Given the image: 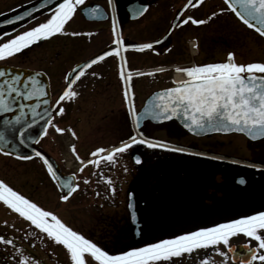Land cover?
I'll use <instances>...</instances> for the list:
<instances>
[{"label": "flooded vegetation", "instance_id": "af4514ba", "mask_svg": "<svg viewBox=\"0 0 264 264\" xmlns=\"http://www.w3.org/2000/svg\"><path fill=\"white\" fill-rule=\"evenodd\" d=\"M36 1L25 0L11 8L2 10L0 11V18L8 16ZM58 2L59 0L53 2L46 8L20 22L0 27V43L12 38V36L19 34L21 31L35 26L37 23L44 22L50 16V9H54ZM187 2L188 0H112V6H110L108 0H85V3L77 8L73 18L66 24L63 33L44 38L22 50L20 53L14 54L12 57L0 60V65L2 66L44 73L49 84L51 104H53L66 86L67 82L64 80V76L70 75L71 70L77 64L86 63L96 55L102 54L104 51H110L113 47H116L113 44L114 19L116 22V32L126 45L157 41L164 37L173 22L174 25H177L173 26L171 33L167 35L162 43L153 45L154 50L122 49L120 55L110 54L104 60L92 65L86 70L85 75L77 80L74 85V90L79 94L78 97L73 100H65L61 103V106L65 108L63 114H56L58 108L53 110L52 118L57 126L62 127L61 125L64 122V124H68L67 126L75 128L82 137L83 141L80 150L83 156L77 169L71 170L65 168L61 161L58 143L56 147L55 141L51 140L57 151L49 144L51 135H55L58 138L59 134L55 130H52V128H49L46 136L39 137V143H36L37 145L40 144L38 147L43 152L57 162L60 172L64 177L75 173L76 179L74 183L79 184V189L68 201L60 200V195L66 194V191L54 183L43 162L38 158L43 165L40 169V182L38 184H27V186L29 185V190L27 189V191H29V195L34 196L36 191L39 190V198H27L45 210L52 211L68 226L80 231L87 238L92 239L102 247H104L102 239L106 238L105 235L110 234V224L105 222L106 224L101 223V225H96L98 219L93 214L95 206H109L111 200H114V207L116 206V201H120L121 203L124 201L126 205L128 192L132 190L116 181V178L113 185L114 178H109L110 171L108 169L110 168L96 167L95 164L86 163V161L95 158L88 151L92 146L91 143L85 140L88 129H90L92 124H95L94 117L99 113L101 117L97 119L105 126L104 133H108L109 137L118 134L117 137H112L113 140L110 138L113 142L102 147L105 149V153L101 155H104L112 147L118 146L122 141H126L132 133L131 117L128 105L124 99L125 90H130L129 96L133 100L136 110H138L145 99L139 97L143 89L140 80L143 77L152 79L158 72L152 75H148L147 73L155 68L166 69V75L175 71L173 65L158 66L160 59L175 54L173 49L176 42L173 36L175 32L179 31L182 34L183 31L186 32L189 29L204 30L207 25L212 24L213 20H222L220 18L223 15H227L228 18L230 17L232 20L235 19L239 22L233 12L227 9V5L223 0H202L200 5L184 8L183 6ZM97 5L103 10V15L92 16L90 13H87L86 18L81 13L84 7L92 8ZM145 5L147 6V10L137 16L135 10ZM221 8L225 9L222 13L219 12ZM213 12H217L218 14L209 20L208 17ZM188 16H192L194 19L205 20L206 23L201 25L191 22L186 24L178 23L181 17L187 18ZM73 32L78 33V35H72L71 33ZM194 42L197 46L200 43L199 40L197 42L194 40ZM35 50L36 52L40 51L41 55L32 61L31 59L35 57L32 56V53ZM197 53L196 47L195 55ZM121 57H124L126 60L125 75L129 71L133 73L131 80L126 81L121 78ZM137 72L144 73V75H136ZM131 94L134 96L132 97ZM100 110H106L107 112L100 115ZM125 124L130 127L129 133L120 135L121 131H123L121 125L124 127ZM65 129L70 128L65 127ZM140 132L143 133L144 137L154 142L159 143L163 141L157 137H149L144 133L142 127L140 128ZM67 133L71 136L73 145L76 148L78 139L72 135V130L67 131ZM169 143L174 144V142ZM143 146L146 145L136 144L125 152L126 158H130L131 161L133 154L140 156V163L136 167L140 166L143 161ZM179 146L172 145L171 148H186L190 150L188 152L174 151V153H178L181 157L191 156L193 160L191 164L189 163L190 168L186 169L187 166H185L177 170V168L170 167L167 172L163 174L159 173L158 176L154 171L163 170V168L151 167L149 168L151 177H146L147 173H142V167L138 168L141 172L137 171L138 173H136L138 175L135 180V189L132 191L137 219L141 223V234L137 240L138 242L142 239L145 228L144 224L154 225L163 223L164 221L160 222L161 218L164 219L166 217L169 219L172 217L174 219L173 224L171 227L166 226L170 229L174 228V231H181V228L185 226L188 227L187 231H192L199 227H208L215 223L223 222V220L227 221L238 218L241 215L253 214L258 211L262 203L264 204L263 166L256 167L254 162H243L240 160L242 158L240 156H234L217 150L207 151L199 145L187 146L179 144ZM0 154L5 155L1 152ZM74 156L76 158L75 154ZM14 158L19 162L25 161L17 157ZM209 159L219 164V166L217 164L213 167L208 166L206 161ZM81 161L85 162L83 171L79 170ZM223 162H230L241 167L229 173V178L226 181H224L222 173ZM262 162L258 161L255 163L261 164ZM190 173L192 177L188 176ZM203 174L206 175L205 178L201 177ZM216 176H219L220 180H216ZM237 176H241L240 180L243 179L244 183L237 182ZM85 178L89 181L87 184L84 183ZM109 179L111 180V185L107 183ZM110 188H115V192L110 191ZM143 188H145L144 191ZM158 195H162L163 197L159 198ZM158 206L161 209H158ZM61 214L66 216V220L63 219L64 217H61ZM81 215L90 217V222L79 227L77 224L68 221L69 218H78ZM0 216L2 217V215ZM103 220L107 221V216H103L98 223ZM193 224L195 226L189 228ZM99 228L101 229L99 230ZM126 233L127 231L124 232V234ZM26 234L27 238H25ZM0 235L14 241V245L0 242V264H19L21 254L30 257L31 260L38 262V264H70L68 254L64 252L63 246L51 241L47 238L46 234L41 233L24 218L21 222H17L15 226L10 228V231L1 230L0 228ZM246 239L232 241L231 244L240 248L246 242ZM252 244L255 245L254 243ZM17 248L21 251L17 252ZM104 248L108 250L106 247ZM29 264H31V261H29ZM228 264H232V262L229 260ZM254 264H259V262Z\"/></svg>", "mask_w": 264, "mask_h": 264}, {"label": "snow or ice", "instance_id": "6c2138e0", "mask_svg": "<svg viewBox=\"0 0 264 264\" xmlns=\"http://www.w3.org/2000/svg\"><path fill=\"white\" fill-rule=\"evenodd\" d=\"M108 2L112 6V0H108ZM224 2L227 9L231 10L243 25L253 29L260 37H264V0H224ZM84 3L85 0H59L55 8L50 9V16L44 22L37 23L35 26L0 43V60L20 53L37 41L49 38L54 34L63 33L66 24L73 18L77 8ZM201 3L202 0H194V2L188 0L183 7H195ZM85 10L92 16L103 15V10L99 5ZM146 10L147 6H142L135 10V14L139 16ZM224 11V8L219 9L221 13ZM217 14V12L211 13L208 19L210 20ZM28 15V12L24 13V16ZM13 19L18 21L21 17L15 16ZM188 22L196 25L206 23L205 20L194 19L192 16L181 17L178 23L186 24ZM3 23H11V21L6 20ZM113 33V44L116 47L96 55L86 63L77 64L71 70L70 75H65L66 86L55 104L49 105L48 100L40 99L47 95L45 86L37 79L38 76L42 75L41 73L28 75L21 84V74H13L9 78H5L7 72L4 68H0V78H5L0 80V112L11 111V102L17 98L23 100L37 99L35 104H19L20 113L13 117V121L19 123L24 116L25 107L34 117L31 124L25 121L23 127L19 129L22 134V138L19 140L21 145L25 143V139L28 141L35 139L36 143H39L36 136L28 134L25 137L23 135L26 130L31 129L32 125H36L38 120L45 121L37 132L38 137L46 136L49 128H53L56 133L71 131V129L57 126L49 109L58 108L57 115L64 113L65 108L61 106V103L78 97L79 94L74 90V85L92 65L104 60L110 54L120 55L122 49L154 50L153 44L160 43L157 40L152 43L126 45L116 32L115 19L113 20ZM71 34L78 35L75 32ZM196 47L197 45L193 43V48ZM121 60V78L126 81L131 80L133 73L129 71L125 75L126 60L124 57H121ZM165 70L164 68H155L147 74L152 75L155 72ZM175 71L183 73L186 78L174 81V87L154 93L141 113L137 112L134 102L129 96L130 90H125L124 99L137 131L126 141L112 147L104 155H101L105 153L104 148H96L90 153L95 159L86 161L87 164L99 165L101 161L111 163L118 154L127 152L136 144H144L149 148L165 147L177 152L190 151L186 148H171L170 145L163 142L157 143L144 137L143 133L138 130L145 117H150L153 120H168L179 116L185 120L184 127L196 134L237 131L246 133L252 139L264 138V62H237L235 53L229 51L226 60L222 62L194 64L185 67L177 66ZM93 74L95 75V73ZM136 75H144V73L137 72ZM41 105H45V107L42 112H38L37 108ZM6 123L11 122L6 120ZM72 135L75 136V132H72ZM0 141H3L4 145L8 143L4 140L3 133H0ZM71 150L73 154H76L74 145L71 146ZM0 151H4L3 146H0ZM31 151L32 155H23L19 152L15 154L20 160H31L33 156L40 158L50 177L56 181L57 186L66 191V194L60 195V200L68 201L79 189V184L74 183L75 173L62 178L48 157L34 147ZM4 154L10 155L12 153L4 151ZM76 159L80 160L81 158L76 155ZM140 160V156L135 157L137 163H140ZM84 164L85 162L81 161L80 171H83ZM256 167H262V165H256ZM88 182V179L85 178L84 183L87 184ZM107 183L111 185V180H107ZM240 183H244V180L241 179ZM110 191L115 192V188H110ZM0 202L30 222L41 233L46 234L51 241L62 245L66 249L70 264H175V260L183 261L185 257L194 253L198 254L200 264H215V261L209 258L207 251L209 249L223 258L222 264H228L229 260L232 261V264H254V262L264 264V211L241 215L225 222L215 223L208 227H199L192 231H184L178 235L157 239L139 247H129L127 250L110 254L97 242L68 226L52 211L45 210L31 199L15 191L2 179H0ZM240 234L247 239L240 248H237L230 241ZM25 238H27V234ZM252 241H255V245L252 244ZM0 242L14 245L12 239H6L2 235H0ZM221 244L225 246L227 251L221 250L219 247ZM201 250H204L202 256L199 255ZM16 251L20 252L21 250L17 248ZM29 261L31 264H38L30 257L21 254L19 264H29Z\"/></svg>", "mask_w": 264, "mask_h": 264}, {"label": "rangeland", "instance_id": "374dc122", "mask_svg": "<svg viewBox=\"0 0 264 264\" xmlns=\"http://www.w3.org/2000/svg\"><path fill=\"white\" fill-rule=\"evenodd\" d=\"M25 0H0V11L5 10L7 8H11L18 3H21ZM222 20L212 21L210 25L204 30L197 31L193 29H189L188 31H183L182 34L177 31L173 34L174 39L176 40L174 46V55L173 56H165L164 58L160 59L158 62V66L162 65H173L177 66H184L190 63L192 59L196 64H203V63H211L224 60L227 57V53L232 51L236 55L237 62H264V38L260 37L252 30L245 28L241 22H237L235 19L232 20L230 17L228 18L227 15H223ZM236 21V22H235ZM210 22V21H209ZM172 36V37H173ZM200 41L199 45L197 46L198 53L194 57L191 58L193 55V51L196 50L191 48L192 40L196 42ZM38 51V50H37ZM37 53V55H36ZM178 54V55H177ZM41 55L40 51L36 52V50L32 53L33 57L31 60H35L39 58ZM166 71L158 72L157 75L153 76L152 79H147L143 77L141 81V85L143 86L141 95V99L145 98L150 92L163 88L168 87L174 84L173 81V72L170 74H165ZM130 85V81L128 82ZM133 97L134 95L131 94ZM107 112L106 110L101 111L100 115ZM99 113L96 114L94 117V125L90 126L88 129V133L85 136V140L91 143V148L88 150L89 153H92L96 148L104 147L106 144H110L113 142V138L117 137L118 134L112 135V137L108 136V133H104L105 126H103L97 119L100 118ZM68 125V124H67ZM62 123V127H68L75 132V137L78 139L77 143V150L75 155H79L81 158L83 153L80 150V146L82 145V137L78 131L73 128L72 126H67ZM122 126V130L120 135L128 134L129 133V125L125 124L124 127ZM52 130H54L52 128ZM142 130L146 133L149 137H157L163 141L164 144L167 145H176L179 144L192 146V145H199L205 148L207 151L209 150H217L221 152H225L227 154H232L234 156L242 157L240 160L247 163L264 161V138L257 140V141H250L246 139L244 136L240 134H226V135H210L205 137H192L187 134L184 130H182L174 121L164 122L160 124H153L149 121H146L142 126ZM112 140H111V139ZM51 140L55 141L56 147L57 143L60 147V153L64 154V158H61V161H66L65 155L67 154V144L68 141L64 138L59 139L55 135H51L49 141L55 151L57 148L51 143ZM159 142V143H160ZM169 142H174L169 143ZM40 146V144H38ZM36 145V147H38ZM181 147V146H179ZM39 148V147H38ZM61 155V154H60ZM63 156V155H62ZM127 155L125 153L118 154L116 159L109 163L107 161H101L99 165L96 167H108V171H110L109 178L113 179V185L116 178V181H119L124 184L126 188L134 191L135 183L137 175L136 173L141 172L138 168L142 167V173H147L146 177H151V171L149 168L157 167L159 169L163 168V170H155L154 172L157 173H165L169 170L170 167L177 168V170L185 167L186 169L190 168V164L192 162L191 156H184L181 157L178 153H174V151L170 150L169 148L165 147H158V148H149L147 146H143V161L140 166L134 165L130 158H126ZM121 157V158H118ZM68 159V157H67ZM95 159V158H93ZM92 159V160H93ZM181 160V161H180ZM80 161V160H79ZM190 163V164H189ZM208 166H216V162H212L211 159L206 161ZM222 166V173L224 181L229 178V173L233 170L240 169L239 165H235L230 162H223ZM257 164V163H255ZM69 169H77L79 164L75 163L69 165ZM219 166V164H217ZM43 167L39 159L35 156L31 160H25L24 162H19L17 159L11 156H6L0 154V179L4 180L10 187H12L15 191H18L26 198H39L40 191H36L33 195H29V185L27 184H38L40 182L39 177H41L40 169ZM145 169V170H144ZM148 170V171H147ZM138 171V172H137ZM159 176V175H158ZM192 177L191 173L188 175ZM163 177V176H162ZM201 177L205 178L206 175H201ZM216 180H220L219 176L215 177ZM10 183V184H9ZM145 188H143V191ZM209 191V190H208ZM159 198L163 197L162 195H158ZM114 200L109 202V206H95V218L97 220L96 225H101V223L110 224V234L105 235L106 238H103L102 241L104 242V247H106L110 252V254H115L121 250H127L129 247H139L145 243L154 242L157 239L167 238L172 235L181 234L184 231H187L188 227L185 226L181 228V231H174L173 229L168 228L173 224L174 219L170 217L167 219H160L164 221L163 223L148 225L144 224V232L142 239L138 242V238L140 237L141 230H139L138 238L133 237L132 226L128 219L127 209L125 207L124 201L121 203L120 201H116V206H113ZM166 207V206H165ZM60 208V207H59ZM158 209L161 207L158 206ZM258 211H264V204L260 205ZM63 214V212H62ZM61 214V215H62ZM0 228L1 230H9L13 226L16 225L17 222L22 221V217H20L17 213L10 210L5 206L2 202H0ZM103 216H107V221H101ZM64 220H66V216H61ZM68 221L72 222L73 224H77L81 227L83 224L90 222V217L80 216L78 218L72 217V219H68ZM106 222V223H105ZM222 222V221H221ZM220 222V223H221ZM223 222H225L223 220ZM167 225V226H166ZM3 226V227H1ZM194 224L189 226L193 227ZM7 227H9L7 229ZM101 228H99L100 230ZM193 229V228H192ZM127 231L126 234L124 232ZM124 236V237H123ZM246 239L242 234L233 237L230 241L242 240ZM255 244V241H252ZM222 251H226L224 245L219 246ZM66 252V249H63ZM203 251L201 250L200 256L203 255ZM209 258L215 261V264H222L223 258L212 251L211 249L207 250ZM67 253V252H66ZM70 262V259H69ZM200 264V260L198 258V254L194 253L191 256L185 257L183 261L175 260V264ZM229 263V261H228ZM258 263V262H254Z\"/></svg>", "mask_w": 264, "mask_h": 264}, {"label": "water", "instance_id": "95a60500", "mask_svg": "<svg viewBox=\"0 0 264 264\" xmlns=\"http://www.w3.org/2000/svg\"><path fill=\"white\" fill-rule=\"evenodd\" d=\"M57 0H37L36 2L27 5L21 9H19L18 11L8 15V16H4L0 18V27L6 26V25H11L17 22L22 21L23 19L33 15L36 12L41 11L42 9L46 8L47 6H49L50 4H52L53 2H55ZM224 1V0H223ZM88 7H84L81 10V13L87 18V11L85 9H87ZM28 12L29 15L28 16H24V13ZM235 15V14H234ZM15 16H20L21 19L20 20H14L13 17ZM11 21V23H3V21ZM174 26V22L172 24V26L170 27V29L166 32V34L164 35V37H162L161 39H159L160 43L163 42V40L167 37V35H169L172 31V28ZM253 30V29H252ZM264 38V37H263ZM152 43V42H151ZM158 43V44H160ZM156 44V43H154ZM153 44V45H154ZM0 68H4L7 72V77L5 78H9L11 75L13 74H21V84L22 81L28 76V75H32L34 73H41L42 75L38 76L37 79L40 80V82L45 86V92H46V96L41 97L40 99H46L49 102H51V97H50V91H49V84H48V80L46 78V76L44 75V73L40 72V71H34V70H29V69H21V68H16V67H8V66H2L0 65ZM5 78H0V80L5 79ZM175 84L168 86V87H163L157 90H154L153 92H151L143 101L142 105L140 106V108L137 110L138 113L143 112V109L145 107V105L148 103V101L150 100V98L153 96L154 93L159 92L162 89L165 88H169V87H174ZM6 95H8V93H5ZM14 95V94H12ZM37 103V99L36 98H31L29 100H23L22 98H17L15 101H12V107H11V111L8 112H0V133H3L4 136V140L8 141L7 145H4L3 141H0V146H3L4 151H7L10 154V156H14L16 157V152H19L20 154L23 155H32V151L31 149L35 147L36 141L35 139L32 141H28L27 139H25V143L23 145H21L19 143L20 138H22V134L20 133L19 129L21 127H23V124L25 121H27L29 124H31L32 119L34 118L31 114V112L29 111V109L27 107H25L24 109V116L23 118L20 120L19 123H16L15 121H13V117L14 116H18L20 113L19 110V104H24V105H31V104H35ZM55 104V102L53 103ZM45 107V105H41L39 108H37L38 112H42L43 108ZM55 108H50V112L52 113L53 110ZM7 121H10L11 123H6ZM149 121L153 124H160V123H164V122H169V121H174L182 130H184L187 134L192 135L194 137H204V136H209V135H214V134H220V135H226V134H240L242 136H244L246 139L250 140V141H257L263 138H257V139H252L251 137H249L246 133H241V132H237V131H232V132H228V133H224V132H201L199 134L193 133L192 131H190L188 128L184 127V123L185 120L182 117H172L171 119L168 120H153L150 117H145L141 123H140V128L142 127V125L144 124V122ZM45 123V121H41L38 120L36 125H32L31 129L26 130V133L23 134L25 137L28 134H31L33 136H36V138L39 139V137L37 136V132L39 130V128L42 126V124ZM131 125H132V133L130 134L133 135L136 130L135 125L132 122L131 119ZM140 128H139V132H140ZM129 136V137H130ZM14 146H15V150H14ZM37 151H41L38 148H36ZM4 151H0L1 153L4 154ZM46 157L49 158L50 162L53 163L54 168H56L58 170V174H60L62 176V178L64 177V175L60 172L59 166L56 163V161L51 158L49 155H47L46 153H44L43 151H41ZM139 156L138 154H133L132 155V162L135 165H138L139 163H137L135 161V157ZM262 165L264 166V161L262 162ZM66 176V175H65ZM68 176V175H67ZM240 178L241 176H237L236 180L237 182L240 183ZM54 181V180H53ZM54 183H56V181H54ZM57 184V183H56ZM61 188V187H60ZM129 205H131V207H129ZM126 209L128 212V219L129 222L132 226V231H133V237L134 238H138V233L140 230V222L137 219V214H136V210H135V202H134V196L132 191L128 192V197H127V202H126ZM133 213H135V216H133ZM229 255L231 256V253H229Z\"/></svg>", "mask_w": 264, "mask_h": 264}, {"label": "bare ground", "instance_id": "6f19581e", "mask_svg": "<svg viewBox=\"0 0 264 264\" xmlns=\"http://www.w3.org/2000/svg\"><path fill=\"white\" fill-rule=\"evenodd\" d=\"M185 75L183 73H178V72H175L174 73V79L177 81V80H182L184 79ZM74 162V160H71V157H70V160L68 161V163H72ZM255 164V163H254ZM256 165H262L261 164H256ZM263 166V165H262ZM264 167V166H263Z\"/></svg>", "mask_w": 264, "mask_h": 264}, {"label": "built area", "instance_id": "2783aa9c", "mask_svg": "<svg viewBox=\"0 0 264 264\" xmlns=\"http://www.w3.org/2000/svg\"><path fill=\"white\" fill-rule=\"evenodd\" d=\"M192 64V63H191Z\"/></svg>", "mask_w": 264, "mask_h": 264}]
</instances>
